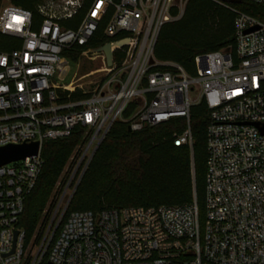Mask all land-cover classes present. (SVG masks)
I'll use <instances>...</instances> for the list:
<instances>
[{
	"label": "built area",
	"instance_id": "built-area-1",
	"mask_svg": "<svg viewBox=\"0 0 264 264\" xmlns=\"http://www.w3.org/2000/svg\"><path fill=\"white\" fill-rule=\"evenodd\" d=\"M10 1L0 6V148L36 143L37 152L0 165V264H264V23L230 8L233 47L196 55L191 75L153 55L160 27L180 18L187 0H92L75 28L62 22L85 0H43L35 29L31 12ZM104 45L110 66L97 51ZM78 47L75 62L97 66L75 78L68 55ZM199 101L207 107L202 215L193 201L63 219L76 170L90 153L81 176L113 122L137 132L183 117L173 144L191 149L189 109ZM77 126L89 137L72 152L82 150L32 253L35 242L24 244L17 223L43 165L42 144Z\"/></svg>",
	"mask_w": 264,
	"mask_h": 264
},
{
	"label": "trees",
	"instance_id": "trees-1",
	"mask_svg": "<svg viewBox=\"0 0 264 264\" xmlns=\"http://www.w3.org/2000/svg\"><path fill=\"white\" fill-rule=\"evenodd\" d=\"M1 1V0H0ZM43 0H11L32 14L33 28L41 15L37 5ZM220 1V2H219ZM187 0L177 20L164 23L156 38L153 55L159 61L178 63L186 73L195 74L194 57L222 48L233 47L234 8L264 23V6L248 1ZM92 0H85L79 12L62 22L75 28ZM223 3V4H222ZM106 22L95 32L91 45H98ZM76 49V50H75ZM69 55L77 60L75 48ZM133 104L124 111L127 117ZM207 107L203 101L190 106L191 149L174 145L175 134L187 126L183 117L130 131L128 123L115 121L92 154L73 192L63 219L72 211L97 213L104 209L131 206L183 205L196 202L199 216L205 199V132ZM83 126H77L64 138L45 140L41 156L43 165L32 192L26 196L18 227L24 231V244L37 242L43 231L48 199L73 150L88 139ZM46 224V223H45ZM41 264H47L42 261Z\"/></svg>",
	"mask_w": 264,
	"mask_h": 264
},
{
	"label": "rangeland",
	"instance_id": "rangeland-1",
	"mask_svg": "<svg viewBox=\"0 0 264 264\" xmlns=\"http://www.w3.org/2000/svg\"><path fill=\"white\" fill-rule=\"evenodd\" d=\"M4 2H6V0H1L0 1V6ZM72 66H73V68H72L73 69L72 76L75 77V78H77V77L83 75L84 73L88 72L89 70L95 68L97 66V64L96 63H89L86 58L81 57V58H79V60L77 62L72 63ZM69 78L70 77H68L67 80ZM81 153H82V150H79L76 153H72L71 154L72 159H69L67 161V163H66V165H65V167L63 169V172H62V174H61V176H60V178L58 180L59 181V185H55L54 188H53V190H52V192H51V195H50V197L48 199L47 206H46V213H45V216H44L45 220L43 221V223H44L43 226H45L44 233L47 230V226H48L49 220H50L49 218H50V216H51V214L53 212V209L55 207V204H56V202H57V200H58L61 192L63 191L64 185H65L67 179L69 178V176H70L72 170L74 169L76 163L80 159ZM89 155H90V153L87 154L86 158L83 160L84 162L87 160V158H88ZM84 162H82V165H80L78 167V169L76 170V172H75V174L73 176V179H72V182H71V186H70V190H69V192H67L66 198L64 199L65 201L70 196V193H71V191L73 189V186H74L75 182L80 177V174H81V171H82V167H83V163ZM58 215H59V213L57 214V216ZM57 216H56L55 219H57ZM51 230L52 229L50 228V230L48 231V235L50 234ZM56 231L54 232V235H55ZM40 242L37 241L32 246V249H31V252L32 253L39 246Z\"/></svg>",
	"mask_w": 264,
	"mask_h": 264
},
{
	"label": "water",
	"instance_id": "water-1",
	"mask_svg": "<svg viewBox=\"0 0 264 264\" xmlns=\"http://www.w3.org/2000/svg\"><path fill=\"white\" fill-rule=\"evenodd\" d=\"M235 1H240V0H235ZM249 30H252V29H249ZM122 44H123V42L118 43V45H122ZM98 50H102L104 52L105 57H106V63L108 66H110L111 62H112V53L109 49V46L104 45L101 48L97 49V51ZM261 131L264 133V127H261ZM98 145H99V143H97L95 145V147L92 151V154L94 153V151L96 150ZM36 152H37V144L36 143L16 145V146L15 145H9L6 147H2V148H0V165L22 159L26 156L35 155ZM92 154H91V156H92ZM80 178H81V176L79 177V179L77 181V184L74 188V191H75V189L79 183ZM14 234L16 235L17 231H15Z\"/></svg>",
	"mask_w": 264,
	"mask_h": 264
}]
</instances>
